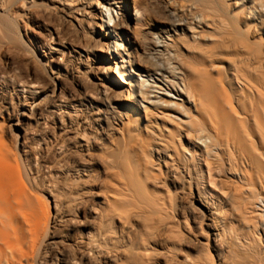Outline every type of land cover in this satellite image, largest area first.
<instances>
[{
  "label": "bare ground",
  "instance_id": "1",
  "mask_svg": "<svg viewBox=\"0 0 264 264\" xmlns=\"http://www.w3.org/2000/svg\"><path fill=\"white\" fill-rule=\"evenodd\" d=\"M190 2L202 9L194 23L164 6L165 26L153 25L142 49L137 41L131 49L122 37L124 0H0V41L30 48L12 10L20 3L46 32L35 45L53 58L57 76L47 85L39 71L23 75L13 62L0 73V264H264V0L244 8H235L238 0L233 8L228 0ZM140 4H132L136 23L146 20ZM96 18L104 39L93 37ZM54 19L73 24L85 45L62 42L48 28ZM196 28H209L208 37L188 38ZM228 46L238 57L224 65ZM99 48L121 59L142 98L177 127L143 119L148 108L138 101L119 109L104 81L80 98L56 82L82 60L93 73L88 62ZM153 88L159 95L151 98ZM15 109L35 136L54 129L58 167H36L22 135L16 145L3 142ZM206 173L228 177L230 198L207 189Z\"/></svg>",
  "mask_w": 264,
  "mask_h": 264
},
{
  "label": "rangeland",
  "instance_id": "2",
  "mask_svg": "<svg viewBox=\"0 0 264 264\" xmlns=\"http://www.w3.org/2000/svg\"><path fill=\"white\" fill-rule=\"evenodd\" d=\"M101 1H103V0H101ZM234 1L235 0H228V3L230 4V6L232 8L235 7L233 5L235 3ZM247 1L248 0H238L237 6L235 8H244V7L248 6ZM107 2L112 4L114 2V0H107ZM124 4H125L126 12L128 13V19L129 18L130 19H129V25H128L129 27L126 29L124 28L122 30V37L124 39L125 45H128L131 49L133 46L132 44L135 41H137L138 44H141L140 49H142L144 34L147 31H149V29H151L153 25H157L159 27L165 26L167 19H166V16H164L165 14L163 13L164 12L163 11L164 6H168V8L180 13V15H182L185 20L192 21L193 23H194L195 19L200 17V15H201L200 13L202 12L201 7L198 5H193L190 2V0H124ZM132 4H134L135 6L140 4V7L141 8L143 7L145 9V11H144V9H141V10H143L141 12H143V14L146 17L145 21L140 22V23L135 22V16L133 15L134 10H133ZM20 6H21L20 3H18L17 5H15V7H13L12 10H13V13L15 12L14 16L18 17V19H19V20L17 19V22L19 21L18 25H19L20 30H21V35L23 37V40L26 42V44L28 43L27 46H28V48L30 47L29 48L30 50L28 49V51H25V52L22 49L21 50H19V49L15 50L14 47H11V45L7 43L6 40H5V42L2 43V41H4V40L0 39V40H2V41H0V44H1L0 45V73L9 72L10 62H13V65L15 67H17L22 72L23 75H27V74L31 75L32 72H34V73L40 72V74L42 75V78L44 79L43 82L47 85H51L52 84V77L53 78L57 77L56 74L51 73V70H50L51 67L55 68V66H56L54 63L55 61H53V58H51L48 54L43 53L41 51V49L38 48V45H35L36 40L37 41L39 40L41 43L43 42L42 40L44 38H46V36H45L46 32L43 29L35 26L32 22L33 18H30V19L27 18V16L24 14L25 13L24 7L20 8ZM112 6H114V8H115L114 12L112 14H113L114 18L117 19L120 16V14L122 13L121 6H120V4H114ZM25 18H27V19H25ZM27 20H28V22H27ZM53 21H50V23L47 22V24L49 25L48 28L49 29L54 28L58 32V34L60 35V39L62 40V42H64V41L69 42L70 40L71 41L73 40L72 42H74V44L76 46H82V44L85 45L84 41H82V42H80V44H78L76 39H74V38H76V34H75V32H73L75 29L73 27L74 26L73 24L68 23V22L65 23V22H62L61 20L59 21L58 19H54ZM95 21H96V25H94L95 27H94L93 37L97 36V37H102L104 39L103 33L105 30H104V28H102L100 26V23H101L100 19L96 18ZM104 21L107 22V19ZM110 23H112V21ZM70 27L73 29H71ZM205 29H206V31H210L209 28H203V29L196 28L194 30H190V32H186V36H188V38L189 37L192 38V36L194 35V37L196 38L198 35V39L200 38L199 36H201V35H203L202 37H208L207 33H204ZM165 37H167V36H165ZM200 40H204V38L203 39L201 38ZM129 41L131 43H129ZM168 43H171L168 39L163 40V46H165V44H168ZM263 43H264V40H263ZM32 50H35L37 57H35L33 55L34 53ZM114 50H115V47L112 48V52H115ZM29 52H31V53H29ZM44 52H45V50H44ZM220 52H221V55L219 58L221 59L222 64H224V65H226L231 58L235 57V59H236V57H238V56H235L236 53H232V48L229 46H228V48L227 47L223 48L222 51H220ZM95 54L96 55H91L92 58H90V60L88 62V64L90 63V65H91L93 63L92 65L95 66L96 69L93 71L94 74L88 70L84 71L85 70L84 66L86 65V63L83 62V60H82L83 63L82 62L75 63L74 70L72 71V74H67L65 77H61V78L58 77V79H56V82L61 84L65 88L66 92H69L71 95L77 94V96L78 95L82 96L84 93H81V92H84V90H85V92L87 91L86 95L88 96V94L89 95L91 94L90 92H93V88L95 86L93 84H97L100 81H104L107 85L112 87L113 91H116V93L118 94V96L115 98L114 102L118 108L120 107L119 109H122L125 106H131L132 104H136V102L138 101L139 103L141 102L140 103L141 105L146 106L148 108V111H146L148 113H145V112L143 113V119H146L145 116H147V117L151 116V117H154L155 120L157 119L158 123L160 125H162L163 127H165L166 129L167 128L174 129L175 127H177L176 122H175L176 119H173V115L171 116V114H169V113L165 114V113H162L160 111H155L151 105V100L148 101V100H146V98H142L141 93H139L138 92L139 90L137 89V86L139 83H136L134 77H131L130 79H128L129 78L128 77L129 70H127V68H125V67H124V69H121V67H122L121 59L118 58V56L115 55V53L113 55H108L104 51V49L99 48V49H96ZM165 55H166V53L163 52L161 54V56H162L161 59L165 64H167L168 59H167V55L166 56ZM73 56H75L74 53L72 54L71 57L68 56L66 58L65 62L68 65L70 64L69 63L70 60L73 59L72 58ZM94 56H96L95 59H94ZM82 59H84V58L82 57ZM116 66H117V70H119L120 73L115 71ZM4 68L6 69V71H4L5 70ZM103 68H107L108 72H106L105 74H102L101 70ZM124 70H126V72H123ZM73 73H74V75H73ZM121 73H123V74L125 73L124 74L125 76L122 77ZM144 79L146 80V77H144ZM84 86H86V87H84ZM89 88H91V89L89 90ZM10 89H11L10 84H8L5 90L10 91ZM135 91H137V92L135 93ZM158 92L159 91L156 88H153V93L150 94V97L153 98L152 96L159 95ZM133 93H134L133 96L135 97L136 100H134L132 97ZM74 96H75V98L77 97L76 95H74ZM79 96L77 98H80ZM17 109H15V112H13L7 120L9 123L8 124L6 123L7 124L6 135H5V137H3V142H5L7 144L12 143L13 145H16L17 141L18 142L22 141V137H20L22 135L23 140L25 142L24 143V149H26V150L28 149L27 153H29L31 155V157H33L34 155L37 156L36 163H38V164L36 165V167H58L57 166L58 165L57 164L58 155H57L56 150H55L56 149L55 141L52 138L55 134L54 129H52L51 132L46 134V136L43 137L42 139L40 137L35 136L33 131L36 128H34L33 125H29L30 122L28 119H26L25 117L18 116V113H17L18 110ZM19 109L21 111V108H19ZM16 113H17V115H15ZM151 117H149V118H151ZM170 117H172V118H170ZM151 119H153V118H151ZM17 120H21V122L18 123V125H16ZM17 133L19 135V140L17 139V136H16ZM115 139L120 141L118 136H115ZM182 139L184 140V142L186 144L189 143L190 146H193L191 139L189 137H187V135H185L184 133L182 134ZM96 146H98V144H96ZM19 147L22 149L21 146H19ZM94 150H95L96 154H100L99 150H97V149H94ZM85 159H86V157H85ZM97 160L99 161V159H97ZM71 161L72 160H69L70 167H73L72 169L76 170L77 168H75V167L79 165L78 161H81V160L78 159L77 161L74 162L76 164V166ZM34 162H35V160H34ZM34 162H33V164H34ZM88 165H89V163H88ZM203 166H205V164H203ZM82 168L83 167H81V170H82ZM85 169H87V167ZM228 184H229V179L227 176H220V177L210 176L209 177L208 174L206 173V187H207V189L214 196L216 195L222 200L230 198L229 190H228ZM226 208H228V207L226 206ZM191 225L192 224H190V226ZM197 236H199V235H197ZM192 253L195 255L197 254L196 252H192ZM234 260L237 262H240V263L241 262H244V263L247 262L246 258H244L243 260H239L238 258H234Z\"/></svg>",
  "mask_w": 264,
  "mask_h": 264
}]
</instances>
